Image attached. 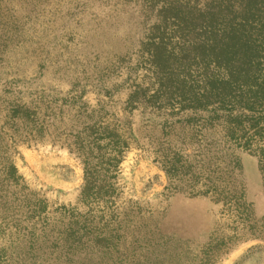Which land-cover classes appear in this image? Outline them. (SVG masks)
<instances>
[{
	"label": "rangeland",
	"instance_id": "1",
	"mask_svg": "<svg viewBox=\"0 0 264 264\" xmlns=\"http://www.w3.org/2000/svg\"><path fill=\"white\" fill-rule=\"evenodd\" d=\"M227 1L0 0V264H264V50L194 45ZM83 123L126 143L85 197Z\"/></svg>",
	"mask_w": 264,
	"mask_h": 264
},
{
	"label": "trees",
	"instance_id": "2",
	"mask_svg": "<svg viewBox=\"0 0 264 264\" xmlns=\"http://www.w3.org/2000/svg\"><path fill=\"white\" fill-rule=\"evenodd\" d=\"M237 1L239 3H236ZM237 1L229 0L225 5L217 3L215 6L210 4L206 7L204 14L199 17L206 19L205 27L201 26V29L205 30L208 37L203 40L199 39V43L194 42V45L198 44L197 47L200 49L207 47L216 51L217 60L233 62L239 66L237 68L246 70L243 68L244 63L257 59L255 58L258 56L257 52L264 50V0ZM171 7L177 13L173 15L169 13ZM179 12H182L179 4L166 3L162 9L164 15L162 21L165 23L172 20L177 25L176 21L179 17L183 23L184 18ZM164 46L166 47L160 38L155 46L156 51L151 56L156 66L160 65L159 62L162 60L160 50ZM21 108L20 106L14 108L12 115L18 114V109ZM83 124L81 131H77L76 135L72 136L74 141L71 143L73 148L70 151L76 153L84 163V186L81 195L85 197L92 186L88 159L92 155L101 158L102 151L103 156L119 154L117 149L126 147V143L121 141L118 135L117 140L114 141L111 132H108L109 126L97 127L96 123Z\"/></svg>",
	"mask_w": 264,
	"mask_h": 264
}]
</instances>
